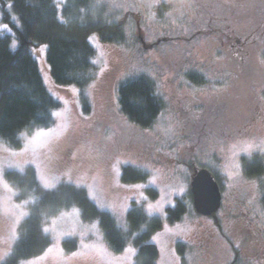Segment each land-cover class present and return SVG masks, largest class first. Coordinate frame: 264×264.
Here are the masks:
<instances>
[{"label":"rangeland","instance_id":"1","mask_svg":"<svg viewBox=\"0 0 264 264\" xmlns=\"http://www.w3.org/2000/svg\"><path fill=\"white\" fill-rule=\"evenodd\" d=\"M54 1L61 19L66 0ZM99 1L122 25L125 38L121 44L104 43L97 34L88 38L97 72L82 93L74 85H55L47 46L30 48L46 90L60 107L50 128L19 136L21 148L0 142V264L9 258L27 216V202L16 199L4 175L23 173L27 167L34 168L45 191L62 182L83 189L123 231L134 202L149 218H159L162 227L150 240L158 251L156 264H264V175L253 180L241 168L244 158H257L264 167V82L246 86L241 78L237 85L230 78L233 67L227 46L234 37L243 41L240 29L246 26L238 22L251 24L257 12L263 13L264 1L234 11L228 0H217L212 3L216 13L205 0ZM194 4H201L198 13ZM214 14L216 21L208 23ZM236 15L244 18L237 21ZM7 30L0 23V36ZM16 46L13 40L11 47ZM250 52L256 73H261L264 44ZM218 68L228 78L216 85ZM139 76L150 79L164 103L147 130L130 124L118 105L120 84ZM233 97L230 103L238 108L225 110L221 102L226 105ZM236 111L249 122L214 119L221 112ZM126 166L146 172L147 180L123 183ZM199 170L219 182L220 209L212 216H201L188 199V215L170 222L167 209L187 195ZM147 189L155 190L157 197L150 199ZM43 232L51 241L46 251L18 264H134L136 250L131 242L114 253L104 242L98 221L84 222L77 208L46 218ZM245 235L248 241L243 246ZM71 241L76 245L69 251L65 243ZM178 243L185 246L183 254L177 250Z\"/></svg>","mask_w":264,"mask_h":264},{"label":"trees","instance_id":"2","mask_svg":"<svg viewBox=\"0 0 264 264\" xmlns=\"http://www.w3.org/2000/svg\"><path fill=\"white\" fill-rule=\"evenodd\" d=\"M109 8L99 0H66L60 12L54 0H0V23L8 28L0 36V142L12 149L21 148L19 136L54 125L53 113L60 104L46 90L31 55L30 48L47 46L46 60L56 86L74 85L84 91L96 78L93 64L95 51L88 38L97 34L107 44H121L125 38L122 25ZM16 48L11 47L12 41ZM120 113L133 126L147 130L164 109L155 85L145 76L129 79L117 89ZM262 162L243 159L242 170L253 180L264 175ZM5 180L17 193V200L27 202V216L18 230V239L9 258L3 264H18L42 255L51 241L43 232L46 218L77 208L84 222L98 221L103 240L114 253L122 252L131 242L136 250L134 264H156L158 251L150 244L151 236L162 227L159 218H149L143 208L134 206L126 214V231L107 212L99 211L83 189L60 183L53 190H43L34 168L23 173L6 172ZM147 173L132 166L122 168L125 184L145 182ZM217 182V181H216ZM219 185V182H217ZM220 188V185H219ZM150 199L157 192L147 189ZM191 191L176 199V206L167 209L170 222L188 215L187 200ZM264 205V187H263ZM247 236V235H245ZM75 242H66L74 250ZM183 254L185 246L178 243Z\"/></svg>","mask_w":264,"mask_h":264},{"label":"flooded vegetation","instance_id":"3","mask_svg":"<svg viewBox=\"0 0 264 264\" xmlns=\"http://www.w3.org/2000/svg\"><path fill=\"white\" fill-rule=\"evenodd\" d=\"M197 2H199L200 0H196ZM206 4H208V7L211 8V11L216 13V10L213 8L212 3H216L217 0H205ZM224 1V0H222ZM230 2L229 7L230 9H233L234 11L238 10L239 7H244L247 6L249 3L254 2V1H264V0H228ZM194 10L196 13L199 12V10H201V4H194ZM264 6V4H263ZM256 18H252L250 20V22H252L251 24L247 23L248 21L242 20L240 19V21L238 20L239 18H244L241 15H236L234 18L237 19L238 25H243L246 26L245 28H241L240 31H243L241 36L243 41L241 42L237 37L232 38L231 40L228 41V50L230 51V55H229V62L231 64V66L233 67L232 73L230 78H234L237 81V85H238V81H240L241 78H244L246 86H252V84H254V81H257L259 83H263L264 82V69L261 70V73H256V69L254 67V59L252 60L251 58V50H256L258 51L259 49H261V47L264 44V8H263V13H256ZM216 14H214L213 19L211 20V22L208 23H213L214 21H216ZM214 20V21H213ZM206 23V22H205ZM247 28V29H246ZM222 70L223 72H221L220 74H218L219 70ZM230 69V68H229ZM225 70L222 68H218V70H216L215 76L216 79L215 81H217V84H220L222 80H224V78H228V75L225 76ZM218 74V75H217ZM208 80H210V78H207ZM204 86V85H203ZM250 89H253V87H250ZM203 97L201 96L200 99H202ZM238 99V97H236ZM205 99V98H204ZM203 100V99H202ZM233 100L234 102V97L230 98L228 101H226V105L222 104L223 102H221V105L223 106V108L227 111H233L234 112V108H238L237 105H234L232 103H230ZM206 101V100H204ZM248 101V100H247ZM246 101V102H247ZM188 103H190V101H187ZM203 102V101H202ZM180 105V103H179ZM178 105V106H179ZM186 105L184 106L185 109ZM181 110H183L181 108ZM226 113V112H225ZM216 114V113H215ZM234 114V116H233ZM213 115H209L208 117H212ZM220 119L222 122H231L232 123H238V118H240V121H244L243 124L248 123L249 122V118L246 115L240 114L239 112H235L229 115H222V112L220 113V115H215L214 119ZM258 119V117H257ZM254 120V119H253ZM248 241V236H245L242 240H241V244L244 246Z\"/></svg>","mask_w":264,"mask_h":264},{"label":"water","instance_id":"4","mask_svg":"<svg viewBox=\"0 0 264 264\" xmlns=\"http://www.w3.org/2000/svg\"><path fill=\"white\" fill-rule=\"evenodd\" d=\"M192 206L201 216H212L218 212L222 204L219 185L206 170H199L190 183Z\"/></svg>","mask_w":264,"mask_h":264}]
</instances>
